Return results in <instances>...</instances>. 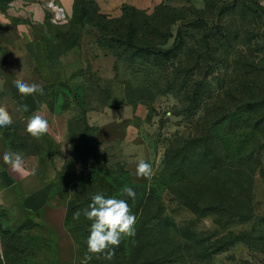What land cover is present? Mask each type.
<instances>
[{
	"label": "rangeland",
	"instance_id": "rangeland-1",
	"mask_svg": "<svg viewBox=\"0 0 264 264\" xmlns=\"http://www.w3.org/2000/svg\"><path fill=\"white\" fill-rule=\"evenodd\" d=\"M196 2L129 11L119 20L91 11L97 37L89 50L98 44L106 59L89 58V67L71 76L43 117L47 133L32 137L25 131L30 117L14 116L0 127V140L26 167L50 163L53 203L76 205L82 176L130 171L123 144L97 135L104 120L123 117L149 151L140 160L153 169L151 180L130 171L131 180L152 193L149 215L161 208L169 223L156 242L161 248H151L163 255L156 264H264V0ZM190 136L200 143L186 146ZM13 219L0 202V264L54 258L49 228L33 218L19 229ZM81 226L88 234L78 264L90 235V226ZM130 240L116 247L119 261L128 258ZM99 261L93 255L87 264Z\"/></svg>",
	"mask_w": 264,
	"mask_h": 264
},
{
	"label": "crops",
	"instance_id": "crops-1",
	"mask_svg": "<svg viewBox=\"0 0 264 264\" xmlns=\"http://www.w3.org/2000/svg\"><path fill=\"white\" fill-rule=\"evenodd\" d=\"M89 3L97 14L118 19L129 8L151 13L159 7L179 8L197 2L0 0V106L6 107L11 117H31L34 114L47 117L49 110L59 104L61 94L71 85V76L79 68L89 67V58L106 59L98 44L96 49L89 50L90 39L94 41L97 37L96 27L89 21ZM100 68L98 66L97 70L103 73ZM15 79L42 86L44 94L20 95L13 85ZM22 105H28L27 112L20 110ZM97 135L100 140L123 144L129 160L127 167L133 175L137 161L149 156L146 145L140 141L139 135H132L123 117L104 120ZM7 151L6 144L0 140V202L13 211V225L20 228L31 224L33 218L43 222L56 233L55 256L45 264H78L80 246L77 236L84 229L81 225H66L67 214L73 205L67 202L55 206L48 202L56 176L55 168L48 162L34 168L23 164V172H16L3 162L2 156Z\"/></svg>",
	"mask_w": 264,
	"mask_h": 264
},
{
	"label": "trees",
	"instance_id": "trees-1",
	"mask_svg": "<svg viewBox=\"0 0 264 264\" xmlns=\"http://www.w3.org/2000/svg\"><path fill=\"white\" fill-rule=\"evenodd\" d=\"M93 11L95 14H97L95 7L89 3V14ZM129 11L132 12H140L145 13L142 11H138L136 9H126L124 15L128 13ZM98 16L108 19L107 17L97 14ZM121 19L118 18L117 20ZM89 21L92 22L89 18ZM128 42L132 44L133 40L132 38L128 37ZM221 123V122H219ZM201 138L198 136L195 137H188L184 139V143L186 146H192L200 143ZM204 157L207 161H211L210 157L207 153H204ZM222 161V158L220 159H214ZM213 160V161H214ZM218 161V162H219ZM131 173L128 170H122L121 172H110L108 174H100L97 173L94 178L89 177L85 178L82 176L75 185V196L74 199H76L77 203L76 205H73L71 209L69 210L67 217H66V225L68 227L73 226H79V225H91V222L87 220V218L83 215V210L88 207V205L92 201V197L96 194H102L105 198L109 197H116L119 199H125L127 203L130 205L131 213L134 214L137 217V222L135 224V236L131 237V240L129 241L128 247H129V254L128 258L119 261L118 256V249L115 247V255L111 260H106L101 255V261L98 262V264H156L162 262V256H154L151 254L152 247H159V245L156 244V242H161L162 240V231L165 229V227L169 224L167 222V219L163 216L161 208L154 213L151 211L152 215H149L147 211L148 201L152 197V193H148L146 190H143V187L139 184L134 183L131 180ZM127 185L128 187L133 188V190L136 193V197L133 200L130 197H127L126 195L121 193L122 188ZM103 186L104 188L107 187V189L103 192ZM55 198V194H51L49 196L48 202L51 205H55L53 203V200ZM61 204H65L60 203ZM58 206V205H55ZM77 210L81 211V216L79 220L73 219V213ZM37 224H40L41 226L47 227L43 222H38L36 220ZM31 224H34L32 222ZM31 224L24 225L20 227L19 229H26ZM48 228V227H47ZM51 232L55 235L56 239V233L52 228H49ZM161 232V233H160ZM86 234H88V230H83V232L79 233L77 236V242L80 246V259H82V256H84V253L81 249L82 245L80 242V239L82 237H85ZM56 242V241H55ZM125 250V248H122L121 251ZM139 256L142 258L140 259Z\"/></svg>",
	"mask_w": 264,
	"mask_h": 264
},
{
	"label": "clouds",
	"instance_id": "clouds-1",
	"mask_svg": "<svg viewBox=\"0 0 264 264\" xmlns=\"http://www.w3.org/2000/svg\"><path fill=\"white\" fill-rule=\"evenodd\" d=\"M13 85L22 96H29L39 93L44 94L43 87L32 83H26L22 79H15ZM21 111L27 112L28 105H22ZM12 124V117L4 106H0V127L6 128ZM49 124L39 114L32 115L28 121L25 131L32 137L39 138L47 133ZM3 162L9 165L16 172H23V157L18 152L7 151L2 156ZM135 175L138 178L151 180L153 176L152 165L144 160L137 164ZM121 193L133 200L136 193L133 188L125 185ZM83 215L91 222L90 235L87 238V253L81 264H87L95 255H101L106 260H111L115 255V247H119L125 237L135 236V224L137 217L131 213L129 204L125 199L116 197L105 198L102 194L92 197L91 203L83 210ZM81 211L73 213V219L79 220Z\"/></svg>",
	"mask_w": 264,
	"mask_h": 264
}]
</instances>
